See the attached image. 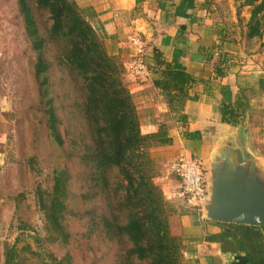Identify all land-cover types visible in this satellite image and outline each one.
<instances>
[{"label": "trees", "instance_id": "16d2710c", "mask_svg": "<svg viewBox=\"0 0 264 264\" xmlns=\"http://www.w3.org/2000/svg\"><path fill=\"white\" fill-rule=\"evenodd\" d=\"M205 2L229 17L223 2ZM14 3L31 52L34 98L24 113L37 118L40 142L57 164L50 190L35 189L43 235H31L21 246L20 236L5 243L1 264H182L180 237L171 232L169 221L175 208L154 182L149 155L151 146L171 142L166 128L141 133L122 64L107 54L74 0ZM241 6L249 8L245 43L259 39L264 51V0H244ZM240 13L236 9L239 21ZM154 58L164 73L155 84L164 91L194 82L177 62L164 61L156 51ZM219 91L221 122L242 125L246 97L235 95L227 84ZM28 129L29 136L36 135L32 122ZM198 135L184 132L187 138ZM19 145L21 164L33 170L38 161L34 143L30 153L24 141ZM182 202L187 204L184 197ZM17 229L23 233L30 225L19 218Z\"/></svg>", "mask_w": 264, "mask_h": 264}, {"label": "crops", "instance_id": "0c3cea01", "mask_svg": "<svg viewBox=\"0 0 264 264\" xmlns=\"http://www.w3.org/2000/svg\"><path fill=\"white\" fill-rule=\"evenodd\" d=\"M215 1L226 4L233 15L227 26L214 4L205 0H74L107 54L122 64L141 133H154L163 125L171 138L169 144L151 146L149 155L155 163L154 182L175 208L169 221L171 232L180 237L182 264H264V226L205 218L175 196L179 180L167 171L180 153L206 163L222 136L235 130L221 122L220 85L246 97L249 117L255 109L264 110V51L259 39L245 43L249 12L240 13L239 21V5ZM134 32L141 34L145 45L147 73L140 79L127 72L136 56L130 40ZM155 51L164 61L180 64L194 82L169 91L156 85L164 73L155 65ZM185 131L199 135L187 138Z\"/></svg>", "mask_w": 264, "mask_h": 264}, {"label": "rangeland", "instance_id": "374dc122", "mask_svg": "<svg viewBox=\"0 0 264 264\" xmlns=\"http://www.w3.org/2000/svg\"><path fill=\"white\" fill-rule=\"evenodd\" d=\"M231 1L234 7L239 5L243 15L248 13L249 8L241 6L244 0H230L229 3ZM221 15V21L226 22V26L230 24L233 15ZM30 57L31 52L22 33L14 0H0V264L5 243L11 244L20 236L17 245L21 246L30 241L31 235H43V214L36 204L35 189L40 186L43 190H50L51 171L57 164L53 156L48 155L44 141L40 142L37 118L24 113L34 98L29 75ZM245 113L242 123L246 121L244 135L264 163V110L255 109L250 117ZM31 122L37 128L35 136H29L28 124ZM20 141L25 142L26 153L31 151L30 141L36 147L38 161L33 170L21 164ZM203 164L206 168V163ZM18 201H22L19 209L16 207ZM19 218L26 220L30 225L29 230L21 233L17 229Z\"/></svg>", "mask_w": 264, "mask_h": 264}, {"label": "water", "instance_id": "95a60500", "mask_svg": "<svg viewBox=\"0 0 264 264\" xmlns=\"http://www.w3.org/2000/svg\"><path fill=\"white\" fill-rule=\"evenodd\" d=\"M244 124L222 136L206 160L202 213L218 222L263 226L264 163L245 137Z\"/></svg>", "mask_w": 264, "mask_h": 264}, {"label": "built area", "instance_id": "2783aa9c", "mask_svg": "<svg viewBox=\"0 0 264 264\" xmlns=\"http://www.w3.org/2000/svg\"><path fill=\"white\" fill-rule=\"evenodd\" d=\"M131 42L136 47V56L128 66V74L133 79H140L147 73L144 60V40L139 32L130 36ZM169 175L179 179V190L176 195L184 197L187 205L198 211L206 199V174L204 165L199 159L187 157L180 153L167 165Z\"/></svg>", "mask_w": 264, "mask_h": 264}]
</instances>
